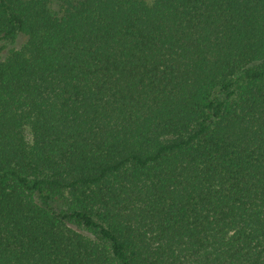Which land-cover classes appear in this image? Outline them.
<instances>
[{
  "label": "trees",
  "instance_id": "16d2710c",
  "mask_svg": "<svg viewBox=\"0 0 264 264\" xmlns=\"http://www.w3.org/2000/svg\"><path fill=\"white\" fill-rule=\"evenodd\" d=\"M52 3L0 0V264H264V0Z\"/></svg>",
  "mask_w": 264,
  "mask_h": 264
},
{
  "label": "rangeland",
  "instance_id": "374dc122",
  "mask_svg": "<svg viewBox=\"0 0 264 264\" xmlns=\"http://www.w3.org/2000/svg\"><path fill=\"white\" fill-rule=\"evenodd\" d=\"M145 1H147L148 3H152L154 0H145ZM55 5H56V0H53L52 6H55Z\"/></svg>",
  "mask_w": 264,
  "mask_h": 264
}]
</instances>
